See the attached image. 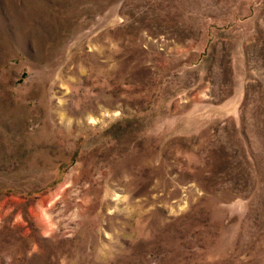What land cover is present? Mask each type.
Returning <instances> with one entry per match:
<instances>
[{"label":"rangeland","instance_id":"374dc122","mask_svg":"<svg viewBox=\"0 0 264 264\" xmlns=\"http://www.w3.org/2000/svg\"><path fill=\"white\" fill-rule=\"evenodd\" d=\"M0 264H264V0H0Z\"/></svg>","mask_w":264,"mask_h":264}]
</instances>
